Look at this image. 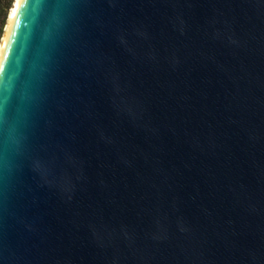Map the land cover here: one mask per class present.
I'll list each match as a JSON object with an SVG mask.
<instances>
[{"label": "water", "instance_id": "water-1", "mask_svg": "<svg viewBox=\"0 0 264 264\" xmlns=\"http://www.w3.org/2000/svg\"><path fill=\"white\" fill-rule=\"evenodd\" d=\"M1 65L0 264H264V0H24Z\"/></svg>", "mask_w": 264, "mask_h": 264}, {"label": "bare ground", "instance_id": "bare-ground-1", "mask_svg": "<svg viewBox=\"0 0 264 264\" xmlns=\"http://www.w3.org/2000/svg\"><path fill=\"white\" fill-rule=\"evenodd\" d=\"M23 3H24V0H15L13 7L9 13L7 30L5 31L4 38L0 45V65L3 61L4 54H5L7 45H8V41L14 29L15 23L17 22V19H18Z\"/></svg>", "mask_w": 264, "mask_h": 264}, {"label": "trees", "instance_id": "trees-1", "mask_svg": "<svg viewBox=\"0 0 264 264\" xmlns=\"http://www.w3.org/2000/svg\"><path fill=\"white\" fill-rule=\"evenodd\" d=\"M14 2V0H0V42L3 36L6 21L8 20L9 13Z\"/></svg>", "mask_w": 264, "mask_h": 264}, {"label": "rangeland", "instance_id": "rangeland-1", "mask_svg": "<svg viewBox=\"0 0 264 264\" xmlns=\"http://www.w3.org/2000/svg\"><path fill=\"white\" fill-rule=\"evenodd\" d=\"M14 1H15V0H14ZM7 25H8V21H6V25H5V28H4V31H3L2 39L4 38L5 31L7 30ZM2 39H1V40H2ZM0 45H1V42H0Z\"/></svg>", "mask_w": 264, "mask_h": 264}, {"label": "clouds", "instance_id": "clouds-1", "mask_svg": "<svg viewBox=\"0 0 264 264\" xmlns=\"http://www.w3.org/2000/svg\"><path fill=\"white\" fill-rule=\"evenodd\" d=\"M0 71H2V65H0Z\"/></svg>", "mask_w": 264, "mask_h": 264}]
</instances>
